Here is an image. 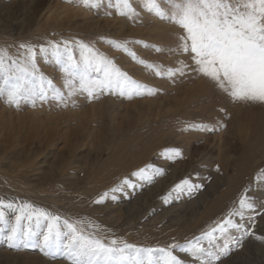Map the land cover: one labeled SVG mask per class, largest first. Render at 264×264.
Masks as SVG:
<instances>
[{"label":"rangeland","instance_id":"obj_1","mask_svg":"<svg viewBox=\"0 0 264 264\" xmlns=\"http://www.w3.org/2000/svg\"><path fill=\"white\" fill-rule=\"evenodd\" d=\"M117 2L100 0L89 7L83 0H0V49L22 59L20 45L33 46L38 72L46 78L43 88L16 103L0 96V201L31 204L61 221H82L85 234L106 243L117 239L158 249L204 237L246 195L255 210L231 219L252 234L231 228L200 244L218 255L229 249L213 264H264V240L256 238L264 237V153L249 166L242 192L231 198L223 217L200 226L209 208L230 190L246 145L264 147L253 140L256 135L264 139V104L234 102L200 73L192 54L182 50L184 30L149 11L145 0H131L134 13L125 15ZM177 2L161 0V6L171 12ZM63 41L70 42L74 63L83 65L75 43L82 41L143 86L142 94L129 98L105 90L89 96L79 90L77 79L75 90L70 89L51 50L40 52L49 42ZM102 75L93 72L92 78ZM104 163L109 170L98 176ZM53 166L57 175L52 179L47 173ZM141 169L142 177L135 175ZM184 180L195 187L174 191ZM2 211L7 223H0V264H24V258L71 264L60 255L45 256L31 242L9 247V226L18 209ZM174 254L184 264L209 259L196 260L178 249Z\"/></svg>","mask_w":264,"mask_h":264},{"label":"snow or ice","instance_id":"obj_2","mask_svg":"<svg viewBox=\"0 0 264 264\" xmlns=\"http://www.w3.org/2000/svg\"><path fill=\"white\" fill-rule=\"evenodd\" d=\"M99 2L83 0L84 5L89 7H95ZM117 6L121 15L134 13L131 0H118ZM145 7L161 18H169L184 30V35L180 37L182 50L191 53L198 71L215 82L234 102L264 104V0H179L172 5L171 12L161 6V0H145ZM75 43L81 49L82 66L73 62L69 41H63L62 45L49 42L48 48H40L41 53H47L50 49L56 61L62 65L70 89L75 90L74 79H77L79 90L89 96L105 90H116L129 98L133 94H142L140 89L143 86L120 72L113 61L82 41ZM115 46L122 47L119 44ZM20 47L25 49L22 59H14L7 50L0 49V96L6 94L10 104L16 103L25 94H35V90L43 88L46 83V78L38 72L35 63L36 49L24 44ZM124 50L127 51L126 48ZM184 67L182 65L179 70L181 74ZM93 72L102 73V78L93 79ZM47 83L50 84V81ZM148 94L153 93L149 90ZM144 171L141 169L135 175L142 177ZM185 186L189 189L195 187L184 180L174 191H181ZM106 196L107 193L97 202ZM4 207L18 209L15 223L9 226V247L18 248L21 244L27 247L31 242V246L38 247L45 256L55 258L60 255L70 260L71 264H184L174 254L176 249L196 260L206 256L209 259L203 260L202 264H213L220 255H228L229 249L225 247L218 255L202 247L200 240L207 238L211 243L216 238L213 233L223 234L231 228L242 231L243 236L251 235L248 228L237 224L231 217L238 215L243 218L245 210H255L249 197L244 195L239 200V208L230 212L204 237L187 245L173 243L167 248L153 249L138 248L117 239L106 243L103 238L85 234L82 221H61L59 216L27 203L16 206L0 201V223H7L2 211ZM33 237H36L34 241ZM256 238L264 240L261 236Z\"/></svg>","mask_w":264,"mask_h":264},{"label":"bare ground","instance_id":"obj_3","mask_svg":"<svg viewBox=\"0 0 264 264\" xmlns=\"http://www.w3.org/2000/svg\"><path fill=\"white\" fill-rule=\"evenodd\" d=\"M1 7V5H0ZM61 8V7H60ZM43 9V8H42ZM74 14V13H73ZM91 24V22L89 23ZM195 90V89H193ZM200 90V89H199ZM198 91V90H197ZM196 92V91H194ZM188 93V91H187ZM193 93V92H192ZM190 95V94H189ZM192 98V97H191ZM190 98V99H191ZM182 100V99H181ZM177 101V100H176ZM183 101V100H182ZM160 102V101H159ZM184 103V102H183ZM149 106V105H148ZM160 112V111H159ZM129 113V112H128ZM1 116V114H0ZM159 117V116H158ZM159 120V119H158ZM106 122V121H105ZM124 122V121H123ZM147 122V121H146ZM85 123V122H84ZM113 125V124H112ZM84 130V129H83ZM78 132V131H77ZM239 132V131H238ZM103 134V133H102ZM128 134V133H127ZM257 133H255L256 135ZM254 135V134H253ZM254 135V136H255ZM76 136V135H75ZM78 136V135H77ZM253 137V136H252ZM75 138V137H74ZM103 138V137H102ZM108 138V137H107ZM184 138V137H183ZM31 139V138H29ZM76 139V138H75ZM110 139V138H109ZM257 140L256 141V145L258 144H262L264 143V139H262V136L256 135L255 137H253V140ZM98 140V139H97ZM106 140V139H105ZM251 141V140H250ZM95 142V141H94ZM103 142V141H102ZM77 145V144H76ZM19 147V146H18ZM255 144H247L246 145V149H245V155L242 159V162H240L239 165L235 166V178L232 181L231 184V188L229 191H227L223 196H221L217 202H215L208 210L207 215L205 216V218L202 220L200 226H208L209 224H211L214 219L215 221L217 219H220L223 217L224 215V211L226 210V208L229 206L230 202H231V198L234 197L235 195L239 194L242 192V185L244 183V179L246 176V173L248 171L249 166L255 161L256 157H259L262 153H264V147L261 149H256L255 148ZM73 149V148H72ZM75 150V149H74ZM218 151V150H217ZM116 154V153H114ZM34 158V157H33ZM33 160V159H32ZM115 160V159H114ZM224 160V159H223ZM119 162V161H118ZM260 163V162H259ZM54 164V162H53ZM52 164V165H53ZM44 165V164H43ZM108 165V164H107ZM111 165V164H110ZM119 165V164H118ZM12 166V165H11ZM59 167V166H58ZM66 167V166H65ZM63 167V168H65ZM109 170V167L106 166L105 167V163L99 168L98 170V176H105V172L107 173V171ZM113 172V171H112ZM48 177L49 178H55L57 173L56 170L53 167H51V170L49 171ZM95 181H100V178L97 177L95 179ZM11 182V180H10ZM15 184V183H14ZM89 195V193H88ZM50 205V204H49ZM138 207V206H137ZM136 207V208H137ZM132 209V208H131ZM134 209V207H133ZM198 227V226H197ZM25 260L23 261V263H27V264H45L43 262H40L38 259H29V258H24Z\"/></svg>","mask_w":264,"mask_h":264}]
</instances>
